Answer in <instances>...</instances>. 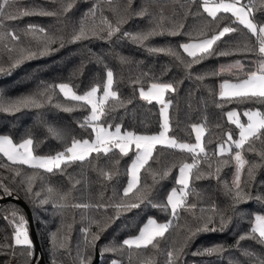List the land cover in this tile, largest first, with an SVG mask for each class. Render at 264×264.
I'll list each match as a JSON object with an SVG mask.
<instances>
[{
	"label": "trees",
	"instance_id": "1",
	"mask_svg": "<svg viewBox=\"0 0 264 264\" xmlns=\"http://www.w3.org/2000/svg\"><path fill=\"white\" fill-rule=\"evenodd\" d=\"M201 2L132 0L129 7L127 0H112L111 3L108 0H73L74 6L67 12H63L65 0H11L4 5L0 15L3 29L0 30L15 32L20 39L12 40L9 36L0 41V68H3L0 71V101L35 96L40 106L17 111L0 110V135L10 136L14 143L31 138L32 152L37 156L64 151L73 138L90 139L92 128L80 126L85 122L89 106L66 98L55 86L67 83L74 92L82 94L93 86L102 87L106 71L111 69L114 73L112 90L118 93L122 103L110 99L105 104L107 115L102 116L98 124L105 127L119 124L122 131L139 134L157 133L160 129L159 105L142 99L139 90L151 83L171 82L176 91L164 96L166 102L171 101L168 135L178 142L195 144L192 125H203L202 140L208 162L205 163L203 158L200 160L203 173L200 179H195L196 169H193L185 197L186 205L195 204L196 207L178 208L176 217H173L169 206H166L167 195L178 187L175 181L179 165L192 163V156L186 151L157 146L155 160H150L140 172L138 187L148 192V201L129 211L116 205L122 201L136 202L132 193L128 197L123 195L134 152L130 151L128 156L119 154L118 149L107 156L92 153L87 161L69 162L61 166L63 171L54 169L53 173L13 164L0 153V199L9 198L0 202V264H35L37 261L38 264H79L80 255L88 256L91 262L95 248L99 252L98 264H113L114 261L116 264H166L167 250L181 245H184V250L176 264H261L264 261V244L254 239H239L250 232L254 214H264V159L258 154L261 143L254 142L257 151L242 152L244 159L260 167L250 179L248 165H245L240 180L248 199L239 203L234 202L232 193L228 191L235 172L232 157L237 150L233 147V152L223 157L214 155L217 144L227 139L225 133L232 132L233 139L238 134V128L226 117L228 111L236 109L242 122H245L244 111L259 109L264 112V103L259 101L225 102L218 94L219 82L238 81L245 78L248 71L256 69L258 55L243 49L247 46L258 52V42L243 25L234 23L235 17L231 13H219L220 19L212 21L200 6ZM241 2L245 4L249 0ZM94 6L98 25L102 17L113 25L124 18L126 22L120 25L121 32L110 39L105 31L96 37L74 41L72 37L79 22ZM145 7L150 15L141 17L134 14ZM25 9L56 12L58 15H22ZM253 14L256 22L264 23V7L260 0H255ZM9 16L16 18L9 19ZM153 17L160 20L163 34L152 36L143 44L122 35L149 29ZM29 25L46 31L33 34L26 31ZM229 25L239 30L222 37L213 46L216 54L190 69L185 68V64L175 56L149 51L150 47L172 48L188 63L192 58L183 52L180 44L210 37ZM202 30L206 35L199 34ZM47 36H51L54 42L45 51ZM21 49L34 55L17 63ZM220 52L230 54L219 55ZM237 61L242 69H220ZM198 76L203 79H197ZM248 147L246 145L245 149ZM223 160L229 163L223 165ZM218 166L220 171L217 174ZM166 170L169 174L161 179ZM33 175L36 178L32 192H27V177ZM5 186L11 191L10 195L4 191ZM50 186L60 194H70L64 200L53 195L46 203H41L49 196L47 188ZM37 192L39 196L34 195ZM17 200L23 201L30 210L39 252L35 251L33 242L31 247L13 246V233L20 216L24 217L31 239L25 210ZM75 204L89 207L77 208L73 206ZM97 205L107 207L98 208ZM13 211L17 214L15 223L11 217ZM209 216L212 223L204 229L203 221ZM221 217L224 223H221ZM148 218L171 222L165 238L159 241V248H121L122 241L135 235ZM92 220L98 223H91ZM198 227L201 230L191 235L189 229L195 231ZM96 235L99 239L93 241L92 237ZM216 245L223 246V251L212 255L194 254ZM114 247L115 251H105ZM246 252L252 255H245Z\"/></svg>",
	"mask_w": 264,
	"mask_h": 264
},
{
	"label": "snow or ice",
	"instance_id": "2",
	"mask_svg": "<svg viewBox=\"0 0 264 264\" xmlns=\"http://www.w3.org/2000/svg\"><path fill=\"white\" fill-rule=\"evenodd\" d=\"M11 0H3V3L0 4V15L3 13L4 5L10 3ZM109 3L112 0H108ZM132 0H127V4L130 7ZM260 4L264 7V0H260ZM74 6L73 0H65V5L63 7V12L69 11ZM203 11L207 13L208 17L212 18V21H218L220 17L219 13H231L232 17H235L234 23L243 25L252 36L256 37L258 42V52L254 48H248L245 46L243 49L247 52H252L255 55H258L259 59L255 61L256 70H250L246 73L245 78L240 79L237 83L223 82L220 85L219 97L225 102H234L235 100L241 101H259L264 103V23L256 22L254 17V8L255 0H249L248 4H244L241 0H202L201 5ZM22 15H58L56 12L40 10L39 12H34L33 10L25 9L21 13ZM138 16H147L150 15L148 9L141 8L138 12L134 13ZM96 17V8L90 9L89 14L85 16L80 22L79 27L74 31L72 39L74 41H79L87 39L89 37L99 36L101 32H107V38H111L116 33L121 32L120 25L125 23L126 20L121 18L116 22L115 25L112 24L106 17H102L100 24L98 25L95 22ZM9 19H15V16H9ZM161 20L163 17L160 18ZM152 25L149 29L144 31H138L135 33H122L123 36L129 37L133 42L143 44L150 37L163 34L162 25L160 20L155 17L150 20ZM182 27V26H181ZM0 29H3L2 21H0ZM239 29L229 26H224L221 30L211 35L210 37L200 39L196 42H187L182 43L179 47L187 54L188 57H191V61L185 63L181 56L174 51L172 48H156L150 47L149 51L153 53H165L172 56H175L181 63L185 64V68L190 69L194 64L200 63L203 59L208 56L216 54L214 45L217 41L221 40L226 34L235 33ZM35 34L36 32L45 33V29L35 25H29L27 30ZM173 34H179L174 32ZM200 35H206L203 30L199 33ZM11 37L12 40L18 41L20 37L15 32H6L0 30V41L6 40L8 37ZM53 38L47 36L46 42L44 44V50L49 49V45L53 43ZM21 55L17 60L19 63L20 59L29 58L34 55L30 51L24 49L20 50ZM228 52H220L219 55H229ZM123 60V58H121ZM243 68L241 63L237 61L234 65H229L228 69L231 68ZM0 71H3V68H0ZM216 74V73H213ZM197 79H203V77L198 76ZM114 83V73L111 69L106 71V82L103 85L102 96L98 98L97 94L101 91L99 85L93 86L89 91L84 94H77L72 90V87L67 83H60L56 85L63 95L75 102H83L84 105L90 106V114L85 117V122L81 124V127L89 126L92 127L93 132L95 133V141L90 142L89 140H78L73 138L70 146H67L64 151L58 152L55 155L49 156H35L32 152L31 146L33 145V140L31 138L24 139L21 143H14L13 139L7 135H0V153H2L7 160L13 164L27 165L32 169H43L47 173H53L54 169L63 171L62 165H66L69 162H85L91 156L92 153H103L107 156L109 153H112L114 149H118L119 154L122 156H128L130 151L134 152L135 158L132 160L129 168V181L127 186L123 190L124 197H128L132 193L136 202H124L117 204V208H121L124 211H129L131 209L139 208L142 203L148 201V192L141 190L138 186L140 185V172L149 164L150 160H155L157 146L161 148L168 149H180L186 151L192 156V163L182 162L178 167V178L175 183L180 185L181 188L179 193L176 188H173L167 196V205L171 208V214L173 217H176L178 208H183L185 206L190 208H195V204L186 205L185 197L188 195L187 190L189 189V184L193 178V169H196L195 179H200L203 173L200 171V160L203 158L204 162H208V153L202 137L204 135V126L203 125H192L193 131L196 133V143H181L178 142L174 137H169L167 133L170 131L169 115L168 108L171 101H165V93L175 92L176 88L171 82H162V83H152L149 90H140V97L149 103L152 100H156L162 105L161 116L163 117V123L161 125L162 130L158 134L153 135H144L136 134L131 131H125L122 133L121 126L119 124L113 126L108 125L105 127L103 124L94 125L93 122H99L102 116L107 115L105 109V104L111 99L117 103H122L119 100L118 93L112 90ZM40 102L35 96H23L13 101L2 102L0 101V110L4 111H17L21 108L28 107H39ZM71 110V109H66ZM228 120L236 125V128L239 129V139H233V133H225L227 139L222 143L217 144V151L214 155L225 156L226 154H231L233 152V147L237 151L234 152L233 159L236 162V174L233 180L232 186L228 188V191L232 193V199L234 202L239 203L248 199L247 193L241 187L240 176L244 171L245 165H248L247 175L251 179L255 175V170L260 167L259 164L252 163L244 159L242 154L243 151H257L254 147V142L259 141L261 143V150L258 154L261 156V159H264V112L259 109L247 110L243 115L247 118L246 123L241 122L238 118L236 111H229L226 113ZM114 127L113 130H109ZM249 145L247 149L245 146ZM134 146V147H133ZM114 154V153H113ZM119 163V160L116 161ZM228 160H223L222 164L227 165ZM172 167H177L172 165ZM211 167V164H209ZM220 171L218 166L216 169L217 174ZM19 175V171L16 172ZM102 174L107 175L102 171ZM169 174L168 170L164 171L161 174V179ZM36 177L28 176L27 177V192H32V183ZM111 179V176H108ZM78 183V181H77ZM135 190V192H134ZM4 191L7 194H11V191L5 186ZM47 192L49 196H46L41 203H46L48 199L53 195H59L60 200H64L70 193L60 194L53 187H48ZM34 195L39 196L40 194L34 193ZM259 199V198H258ZM150 202V201H149ZM63 206V205H60ZM74 207H89V205L75 204ZM156 206V205H153ZM96 207H104L107 205H97ZM215 211V209H214ZM16 213L13 211L11 213L12 221L15 223ZM7 219V217H6ZM91 223H98L96 220H92ZM212 223V217L209 216L203 221V228L207 229L208 225ZM221 223H224L223 217H221ZM25 220L23 216L19 217V223L16 225L13 233L14 245L13 246H28L31 247L32 241L29 238L28 231L24 227ZM171 227V222L158 223L153 218H148L147 223L139 230V235L134 238H127L122 241L120 245L127 246V249H148L151 246L154 249L159 248V241L161 238H165V233L169 231ZM198 227L193 231L189 229L191 235H194L195 232L200 231ZM87 233V229L84 230ZM254 239L259 243L264 244V214H256L254 216V222L250 228V232L246 235L240 236V240L244 239ZM99 236H93L92 240H98ZM86 239V243H87ZM63 247V244L60 245ZM115 251L116 248L105 249V251ZM184 250V245H181L179 248H170L166 252V264H176V261L179 260L182 252ZM223 251V246L216 245L214 247L205 248L197 253V255H212L214 253H220ZM245 255H252L251 253L246 252ZM79 264H90V258L86 255L79 256ZM113 264H116L114 261ZM264 264V261L261 262Z\"/></svg>",
	"mask_w": 264,
	"mask_h": 264
},
{
	"label": "rangeland",
	"instance_id": "3",
	"mask_svg": "<svg viewBox=\"0 0 264 264\" xmlns=\"http://www.w3.org/2000/svg\"><path fill=\"white\" fill-rule=\"evenodd\" d=\"M198 41V40H197ZM189 42H196V41H189ZM235 63H233V64H230V65H234ZM228 66L229 65H225V66H222V67H220V69L221 70H227L228 69ZM235 67H233V69H234ZM232 69V68H231ZM239 81V80H238ZM238 81H236L235 83H237ZM106 82V76H105V79H104V83ZM104 83H103V85H104ZM234 83V82H233ZM152 84V83H151ZM151 84L147 87V88H145V89H143V90H145L146 92L149 90V88H150V86H151ZM103 85H102V87H100L101 88V91L100 92H98V94H97V96H98V98L99 97H101L102 96V89H103ZM90 90V89H89ZM89 90H87V91H89ZM141 90V89H140ZM140 90H139V93H140ZM86 91V92H87ZM85 93V92H84ZM84 93H82V94H84ZM63 94V93H62ZM139 96H140V94H139ZM152 101H155L158 105H159V114H160V129H159V131L157 132V133H154V134H158L161 130H162V128H161V125H162V123H163V117L161 116V108H162V105L160 104V103H158L156 100H152ZM252 110H255V109H252ZM90 111H91V108H90V106H89V113H88V115L90 114ZM230 111H236L237 112V114H238V118L240 119V114H239V112L236 110V109H231ZM87 115V116H88ZM245 117V116H244ZM241 120V119H240ZM246 121H247V118L245 117V122L244 123H246ZM242 122V121H241ZM94 123V125H97L98 123L97 122H93ZM235 125V124H234ZM236 126V125H235ZM92 128V127H91ZM109 130H113L114 131V128H112V129H109ZM92 132H93V130H92ZM123 132H125V131H122V133ZM238 133H239V129H238ZM136 134H139V133H136ZM144 135H153V134H144ZM167 135H168V133H167ZM169 136V135H168ZM169 137H171V136H169ZM194 137H196V133H195V131H194ZM236 139H239V135L237 134V137H236ZM82 140H85V139H82ZM87 140H89L90 142H94L95 141V133L93 132V135H92V137L90 138V139H87ZM21 143V142H20ZM195 143H196V140H195ZM134 147V146H133ZM234 155V154H233ZM35 156H37V155H35ZM7 158V157H6ZM135 158V155H134V157H133V159ZM132 159V160H133ZM132 162V161H131ZM131 162H130V164H131ZM234 162H235V160H234ZM130 166V165H129ZM235 174H236V162H235V172H234V175H233V177H232V182H233V180H234V178H235ZM179 175V174H178ZM178 178V177H177ZM129 179H130V177H128V181H129ZM128 183V182H127ZM126 186H127V184H126ZM180 188H181V186L180 185H178V187H176V189H177V191H178V193H179V190H180ZM172 190V189H171ZM170 190V191H171ZM170 191H169V193H170ZM168 193V194H169ZM169 209H170V211H171V208H170V206H169ZM256 214H260V213H255L254 214V216L256 215ZM253 222H254V217H253V221H252V224H253ZM146 223H147V221H146ZM145 223V224H146ZM144 226V225H143ZM142 226V227H143ZM24 227H26V224H24ZM141 227V228H142ZM137 235H139V233L137 234ZM136 235V236H137ZM135 236H133V237H128V238H134ZM14 240V239H13ZM35 264H38V261L35 263Z\"/></svg>",
	"mask_w": 264,
	"mask_h": 264
},
{
	"label": "water",
	"instance_id": "4",
	"mask_svg": "<svg viewBox=\"0 0 264 264\" xmlns=\"http://www.w3.org/2000/svg\"><path fill=\"white\" fill-rule=\"evenodd\" d=\"M7 199H9V198H2V199H0V202L5 201ZM17 203L20 204L23 207V209L25 210V213L27 216V224H28V228H29V233H30L32 242L34 244L35 251L39 252V244H38L37 237H36V234L34 231V226H33V221H32V216H31L30 210L23 201L17 200ZM98 262H99V252H98L97 248H95L94 256H93V259L90 262V264H98Z\"/></svg>",
	"mask_w": 264,
	"mask_h": 264
},
{
	"label": "crops",
	"instance_id": "5",
	"mask_svg": "<svg viewBox=\"0 0 264 264\" xmlns=\"http://www.w3.org/2000/svg\"><path fill=\"white\" fill-rule=\"evenodd\" d=\"M189 42V41H188ZM185 43H187V42H185ZM227 70H229V69H227ZM256 70V69H255ZM225 81H227V80H225ZM225 81H221V82H219V85H218V94H219V91H220V85H221V83H223V82H225ZM227 82H230V83H235L236 81H227ZM229 112V111H228ZM245 112V111H244ZM226 117H227V115H226ZM227 119H228V117H227ZM112 129V128H111ZM194 132V131H193ZM178 174L179 173H177V177H178ZM126 187V186H125ZM168 196V195H167ZM148 219H146V221H147ZM155 220V219H154ZM146 221L143 223V225L146 223ZM158 222V221H157ZM158 223H164V222H158ZM142 225V226H143ZM141 226V227H142ZM141 227H140V229H141ZM139 229V230H140ZM139 233V231L135 234V235H132V236H128V237H133V236H136L137 234ZM128 237H126L125 239H127Z\"/></svg>",
	"mask_w": 264,
	"mask_h": 264
},
{
	"label": "built area",
	"instance_id": "6",
	"mask_svg": "<svg viewBox=\"0 0 264 264\" xmlns=\"http://www.w3.org/2000/svg\"><path fill=\"white\" fill-rule=\"evenodd\" d=\"M245 4H248V3H245ZM257 49H258V46H257Z\"/></svg>",
	"mask_w": 264,
	"mask_h": 264
}]
</instances>
